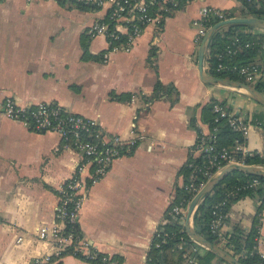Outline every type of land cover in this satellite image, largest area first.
I'll return each mask as SVG.
<instances>
[{
	"label": "crops",
	"instance_id": "obj_1",
	"mask_svg": "<svg viewBox=\"0 0 264 264\" xmlns=\"http://www.w3.org/2000/svg\"><path fill=\"white\" fill-rule=\"evenodd\" d=\"M203 3L239 16L240 0H190L165 16L160 31L151 23L130 49H110L105 35L90 32L110 4L93 9L76 0H0V106L8 97L21 105L56 102L96 118L107 138L135 140L92 185L78 217L87 249L119 264H149L153 239L184 184L182 169L201 154V133L213 131L203 119L207 103L225 101L247 116L245 150L264 156V128L255 116L264 104L201 76L194 37ZM84 158L59 132L0 114V264H31L44 255L51 256L48 264H98L86 251L58 254L52 236L54 227H64L57 218L61 188ZM261 204L250 195L234 201L225 233L237 224L250 229Z\"/></svg>",
	"mask_w": 264,
	"mask_h": 264
},
{
	"label": "built area",
	"instance_id": "obj_2",
	"mask_svg": "<svg viewBox=\"0 0 264 264\" xmlns=\"http://www.w3.org/2000/svg\"><path fill=\"white\" fill-rule=\"evenodd\" d=\"M87 4L100 5V8L109 5L108 19H97L93 22L90 32L93 35H105L110 42V49H130L138 36L142 34L149 24H155L157 32L163 27V19L165 15L160 10H171L167 6L170 0H82ZM205 2L206 0H202ZM158 5L157 9L151 11V5ZM107 10V11H108ZM201 15L196 21L197 31L194 37L195 42L199 46L205 33L210 26H207L206 20L208 16L217 14L225 17L226 10L213 7L206 3L201 6ZM227 18V17H225ZM224 19V18H223ZM126 29V39H121L120 34ZM250 42H246L243 46L248 47ZM241 45L229 48L228 53L236 52L241 49ZM224 67L220 62L218 69ZM240 75L245 76L250 84H253L260 75V67L257 63L245 64L237 67ZM214 111L217 113V119L220 117L227 118L230 125L236 131L243 134L244 138L248 133L251 121L241 112L232 110L222 101H214ZM0 114L7 117L22 121L26 126L35 130H53L59 132L67 141H73L75 146L83 151L84 161L78 166L77 171L65 182L61 188L62 198L57 206V218L63 223L64 227H54L52 236L60 254L65 249L73 251L85 252L86 255L94 259L98 264H119L116 257L98 252L96 250H88L87 242L84 240L81 230L79 231L75 225L78 223L80 210L89 196L92 185L100 180L110 169L114 160L120 157L126 148L135 143V140H125L121 136L113 135L107 138L101 128L100 122L96 118L88 117L81 113L73 112L65 108L62 104L50 101H41L35 104L21 105L14 98L8 97L0 106ZM215 134L199 136L196 150L200 153L210 155L208 164L204 169V174L208 178L199 182L191 181L185 184V188L194 195L208 182L210 178L215 176L225 166L233 163L242 165H258L246 162L243 156L237 157L226 147L217 150L214 144ZM236 150H245L244 140L235 146ZM215 153H212L213 151ZM216 165V170H211ZM264 167V165H259ZM258 178L252 179V184H257ZM193 195V196H194ZM192 196V198H193ZM180 200L171 204L170 215L181 224V230L186 227L189 203L192 200ZM225 200L217 204L213 212L215 216L212 218L210 225L221 242L225 243L227 236L224 227L227 224V213L223 212L220 207L225 204ZM263 212L260 219L262 220ZM42 237L48 236L46 228L40 231ZM163 241H166L164 238ZM176 247L181 252L183 261L181 264H199L198 259L192 254L196 249L193 245H188V240L181 237L176 242ZM257 249L264 256V250L261 248L260 237L257 239ZM51 262L50 255H44L35 258L31 264H48Z\"/></svg>",
	"mask_w": 264,
	"mask_h": 264
},
{
	"label": "trees",
	"instance_id": "obj_3",
	"mask_svg": "<svg viewBox=\"0 0 264 264\" xmlns=\"http://www.w3.org/2000/svg\"><path fill=\"white\" fill-rule=\"evenodd\" d=\"M190 0H170L167 1V6L171 10H160L165 16L170 15L175 8H181ZM80 7L99 9L100 5L87 4L82 0H76ZM241 7L239 16H259L264 17V0H240ZM158 5L152 4L151 11L156 10ZM235 12L227 11L225 17L234 16ZM109 10L102 19H108ZM217 14L208 16L206 20L207 26H211L219 20L225 18ZM259 28L252 24L231 23L219 28L211 38L208 51L205 57L207 71L211 74L237 79L250 83V81L239 74L237 67L245 64L257 63L261 69L258 79L253 85L264 92V29L254 31ZM121 39H126L127 34L121 33ZM246 42H250L248 47L243 46ZM236 45H241L242 48L236 52L228 53L229 48H234ZM222 62L224 67L218 69V64ZM161 84H158V88ZM174 90L173 86H169V91ZM223 102V101H222ZM225 102V101H224ZM206 115L204 120L210 123V126L215 134L214 144L217 150L224 147L233 150L237 157L243 156L248 163L264 165V156L257 150L243 152L236 150L235 146L242 142L245 138L239 131L233 129L227 118L220 117L217 119V113L214 111V101H210L205 106ZM264 128V113L255 115ZM214 150L212 153H215ZM210 155L201 153L199 156L191 157L184 165L182 173L184 174L183 186L177 187V196L174 202L180 200H189L194 195L185 188V184L191 181L199 182L208 178L204 174V169L208 164ZM216 165L212 166L211 170H216ZM258 178L257 184H252V179ZM211 179V178H210ZM246 195L254 196L262 200V204L258 208L253 226L246 230L239 226H234L232 232L227 233L225 243L221 242V238L211 228L210 222L215 216L214 210L216 205L222 201H226L220 209L223 212H228L231 204L241 197ZM264 207V175H258L242 169L230 171L224 178L200 201L193 214V224L195 229L205 236L210 241L222 246L232 254L238 257L243 264H264V256L257 249V239L260 237L261 213ZM75 227L80 231L79 223ZM181 224L171 218L161 226L159 232L155 235L149 251V264H181L183 257L181 252L176 247V242L180 236L187 238L188 245H193L196 249L193 255L198 259L199 264H231L222 257L218 256L214 251L202 246L200 243L192 240L187 228L181 230ZM166 238V241H163Z\"/></svg>",
	"mask_w": 264,
	"mask_h": 264
},
{
	"label": "water",
	"instance_id": "obj_4",
	"mask_svg": "<svg viewBox=\"0 0 264 264\" xmlns=\"http://www.w3.org/2000/svg\"><path fill=\"white\" fill-rule=\"evenodd\" d=\"M231 23L252 24L261 29H264V17L259 16H231L221 19L215 24L211 25L205 33L198 49V64L201 76L203 80L211 84H219L235 88L243 87L248 90L249 93H251L254 97H256L262 104H264V92L257 89L253 84L246 83L237 79L211 74L206 71L204 67L205 57L212 36L219 28ZM235 169H242L254 174L264 175V167L259 165H242L238 163H233L225 166L223 169L220 170V172H218L215 176L209 179L208 182L193 196L192 200L189 203L186 228L192 240L214 251L218 256L222 257L231 264H243L237 256L200 234L195 229L193 224V214L200 201L224 178L226 174Z\"/></svg>",
	"mask_w": 264,
	"mask_h": 264
},
{
	"label": "bare ground",
	"instance_id": "obj_5",
	"mask_svg": "<svg viewBox=\"0 0 264 264\" xmlns=\"http://www.w3.org/2000/svg\"><path fill=\"white\" fill-rule=\"evenodd\" d=\"M238 88L241 89V90H245V91L249 92L248 90H246V89L243 88V87H238Z\"/></svg>",
	"mask_w": 264,
	"mask_h": 264
},
{
	"label": "rangeland",
	"instance_id": "obj_6",
	"mask_svg": "<svg viewBox=\"0 0 264 264\" xmlns=\"http://www.w3.org/2000/svg\"><path fill=\"white\" fill-rule=\"evenodd\" d=\"M93 24V23H92Z\"/></svg>",
	"mask_w": 264,
	"mask_h": 264
}]
</instances>
